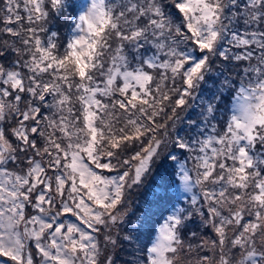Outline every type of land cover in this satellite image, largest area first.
Wrapping results in <instances>:
<instances>
[{
  "label": "snow or ice",
  "instance_id": "snow-or-ice-1",
  "mask_svg": "<svg viewBox=\"0 0 264 264\" xmlns=\"http://www.w3.org/2000/svg\"><path fill=\"white\" fill-rule=\"evenodd\" d=\"M0 264H264V0H0Z\"/></svg>",
  "mask_w": 264,
  "mask_h": 264
},
{
  "label": "trees",
  "instance_id": "trees-1",
  "mask_svg": "<svg viewBox=\"0 0 264 264\" xmlns=\"http://www.w3.org/2000/svg\"><path fill=\"white\" fill-rule=\"evenodd\" d=\"M139 199H141V200H142V196H141V197H139Z\"/></svg>",
  "mask_w": 264,
  "mask_h": 264
}]
</instances>
